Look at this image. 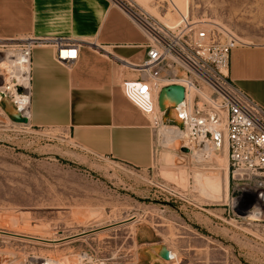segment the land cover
<instances>
[{
	"label": "rangeland",
	"instance_id": "obj_1",
	"mask_svg": "<svg viewBox=\"0 0 264 264\" xmlns=\"http://www.w3.org/2000/svg\"><path fill=\"white\" fill-rule=\"evenodd\" d=\"M107 1L119 28L143 33L115 0ZM128 1L167 24L186 14L222 26L237 44L264 42V0ZM35 2L0 0V48L33 31ZM138 68L129 70L143 74ZM172 108L163 121H178ZM15 111L0 91V264H24L30 254L72 258L82 250L135 264L161 245L176 252L172 264H264L259 231L235 211L224 149L197 161L152 127L151 164L140 168L87 150L62 127L18 122ZM217 166L222 178H210Z\"/></svg>",
	"mask_w": 264,
	"mask_h": 264
},
{
	"label": "built area",
	"instance_id": "obj_2",
	"mask_svg": "<svg viewBox=\"0 0 264 264\" xmlns=\"http://www.w3.org/2000/svg\"><path fill=\"white\" fill-rule=\"evenodd\" d=\"M115 1L147 37L146 56L138 65L144 73L129 96L149 114L152 127L158 129L164 123L171 126L186 151L211 154L225 150L235 211L247 223L254 222L257 237L264 244V107L228 74L230 51L238 45V38L222 26L214 28L205 20L194 22L186 14L177 23L167 24L128 0ZM47 42L55 46L56 58L65 64L76 58L78 41L63 36L28 34L13 46L0 48V91L26 118L30 114L32 49ZM161 69L166 72L161 74ZM178 70L181 81L176 79ZM170 82L184 86V99L173 106L179 116L177 122L163 121L165 111L157 103L161 85ZM250 196L253 201L244 206ZM168 249V258L161 257L164 264H172L176 258ZM75 255L30 254L24 264H118L88 250Z\"/></svg>",
	"mask_w": 264,
	"mask_h": 264
},
{
	"label": "crops",
	"instance_id": "obj_3",
	"mask_svg": "<svg viewBox=\"0 0 264 264\" xmlns=\"http://www.w3.org/2000/svg\"><path fill=\"white\" fill-rule=\"evenodd\" d=\"M34 6L29 34L63 36L79 45L69 65L56 58L51 42L33 47L28 125L62 127L91 152L149 167L150 116L129 96L141 74L129 67L139 69L146 56L144 32L119 28L107 0H36ZM228 74L264 107V42L233 46ZM180 159L173 155L174 162L181 163ZM147 251L160 257L155 247ZM156 260L140 255L135 264Z\"/></svg>",
	"mask_w": 264,
	"mask_h": 264
},
{
	"label": "water",
	"instance_id": "obj_4",
	"mask_svg": "<svg viewBox=\"0 0 264 264\" xmlns=\"http://www.w3.org/2000/svg\"><path fill=\"white\" fill-rule=\"evenodd\" d=\"M183 99H184V86L179 82H170L161 85L158 91L157 103L160 110L166 111L169 107H173L177 105ZM14 119H16L18 122L21 123H28V118L19 115L17 111ZM81 233L83 234L85 233V231ZM34 238H38V237H34ZM156 250L160 257L168 258L169 249L167 246L161 245L160 247H157Z\"/></svg>",
	"mask_w": 264,
	"mask_h": 264
},
{
	"label": "bare ground",
	"instance_id": "obj_5",
	"mask_svg": "<svg viewBox=\"0 0 264 264\" xmlns=\"http://www.w3.org/2000/svg\"><path fill=\"white\" fill-rule=\"evenodd\" d=\"M117 3V2H116ZM118 4V3H117ZM119 5V4H118ZM121 7V6H120ZM206 22H208V21H206ZM218 28V27H217ZM240 41V40H239ZM147 68V67H146ZM179 71V70H178ZM177 71V72H178ZM179 81H181V79L179 80ZM172 110H173V112H174V114H176V118L177 119H179V116H178V114H177V111H176V109L173 107L172 108ZM16 112V111H15ZM156 117H158V115L156 116ZM158 128H161L163 131V133H164V135H165V137H166V140H167V144H170V143H175V142H179L180 140H179V138H178V136H177V134H176V132L174 131V129L171 127V126H166V125H164V124H162V125H160ZM171 144V145H172ZM174 145H176V144H174ZM173 145V146H174ZM180 145V144H179ZM177 146V145H176ZM176 146H174V147H176ZM189 153H191V155H192V157L193 158H195L197 161H210L211 160V155H210V153H204V152H198V151H195V150H191V151H189ZM210 156V157H209ZM208 157V158H207ZM205 158V159H204ZM207 173V172H206ZM209 173V174H208ZM207 173V175L208 176H210V178H218V179H221L222 178V176H223V173H222V169L220 168V167H211V169H210V171ZM196 176V175H195ZM207 176V177H208ZM197 177V176H196ZM198 177H199V175H198ZM196 178L195 179V181H196V183H198L199 184V182H200V180H199V178ZM196 183H195V185H196ZM201 183V182H200ZM197 184V185H198ZM9 234H12V233H9ZM83 234H85V233H83ZM76 236H78V235H76ZM30 238V237H29ZM45 241V240H44ZM54 241V240H53ZM49 242H51V241H49ZM55 243V242H54ZM171 251H172V254L174 255L175 254V256H176V258L175 259H177V254H176V252L174 251V250H172L171 249ZM9 253V252H8ZM152 251H144V256L146 257V259H148L149 261H151V260H154V259H160V260H162L163 262H164V260L162 259V258H160V257H154L152 254ZM12 254V253H11ZM138 256H140V254L138 255ZM164 264V263H163Z\"/></svg>",
	"mask_w": 264,
	"mask_h": 264
}]
</instances>
